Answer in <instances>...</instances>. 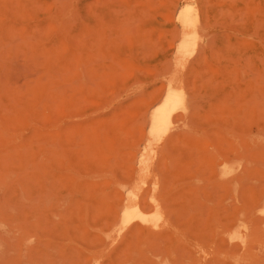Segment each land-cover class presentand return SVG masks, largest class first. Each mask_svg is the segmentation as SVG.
<instances>
[{
	"label": "rangeland",
	"instance_id": "374dc122",
	"mask_svg": "<svg viewBox=\"0 0 264 264\" xmlns=\"http://www.w3.org/2000/svg\"><path fill=\"white\" fill-rule=\"evenodd\" d=\"M180 1L0 0V264H264V0Z\"/></svg>",
	"mask_w": 264,
	"mask_h": 264
},
{
	"label": "bare ground",
	"instance_id": "6f19581e",
	"mask_svg": "<svg viewBox=\"0 0 264 264\" xmlns=\"http://www.w3.org/2000/svg\"><path fill=\"white\" fill-rule=\"evenodd\" d=\"M188 4H189V0H182L179 2V5L177 4L179 11L181 9V12H180V23L181 24L180 25H181L182 30L178 36L176 48H177V52L180 54L181 57H185L190 52L196 51V48L198 47L199 41H200L199 40L200 38H198V35L200 36V32L197 29V19H196L198 17L195 18V17L191 16V14H192L191 9H184ZM258 16H259V14H258ZM260 21L258 20V22H260ZM184 97H185L184 96V88H183L182 82L178 81L177 79H171L168 82V84L166 85L164 91H162L161 95L157 99H155L154 102L149 107L150 112H149V116H148V134L152 138H154L156 140L157 138H159L164 132H166L170 128L172 121H173V118H174V115H175V112L178 109H184V108L186 109V107H185L186 105L184 104V101H185ZM146 162H147V159H143L141 166H143ZM241 180L238 181L239 182L238 186L239 185L243 186V184H241L243 181L241 182ZM235 185L237 186V184H235ZM243 187H245V186H243ZM243 187H242L240 193H239L240 190H237V189H240L239 187L234 188V191L235 190L238 191L237 193L235 192L236 193L235 196H237L239 194L237 197H240V194L244 190ZM132 193H134V192H132ZM123 200L125 201V203L123 205L121 212H122V215H123L125 221H131V220L138 219L139 224H140V221H142L144 223L145 222L151 223V221L154 222L155 220H157V222H158L160 220V216H163L162 212L160 213L162 215L159 214L161 209L157 210L158 209L157 207H159L158 204H155V205H157L156 209H155L156 215H154V216L150 215L151 217L147 216L145 209L148 207L146 209V211L148 209L150 210L152 208L151 205H154L155 202L150 205L151 207H149V206L144 207V205H143V207H144V209H143L141 206V202H140L141 200H139V197L137 195L130 194L129 196H127ZM124 201H122V202H124ZM153 208H154V206H153ZM157 217L159 218V220L157 219ZM122 222H123V220H122ZM157 222H154V223H157ZM145 225L142 224L141 226H145ZM152 226H153V224H152ZM123 227L125 228L127 226L123 225Z\"/></svg>",
	"mask_w": 264,
	"mask_h": 264
}]
</instances>
